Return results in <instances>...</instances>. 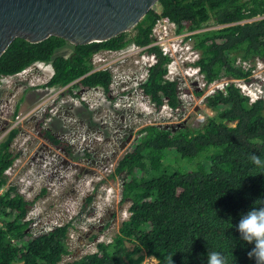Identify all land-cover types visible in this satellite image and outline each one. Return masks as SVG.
<instances>
[{
    "label": "trees",
    "instance_id": "16d2710c",
    "mask_svg": "<svg viewBox=\"0 0 264 264\" xmlns=\"http://www.w3.org/2000/svg\"><path fill=\"white\" fill-rule=\"evenodd\" d=\"M256 16L261 18L249 21ZM161 17L174 23L176 33L193 32L187 38L199 53L194 64L207 83L223 76L248 83L252 67L245 69L243 62L264 59V0H158L131 30L102 42L15 38L0 56V77L40 61L53 68L45 88L79 78L75 88L106 89L112 73L108 68L92 70L93 56L151 44ZM146 51L156 61L139 82L142 94L157 109L165 101L170 108L183 109L178 82L166 77L169 57L156 45ZM202 103L215 114L197 127L183 121L147 124L136 132L112 174L122 175L120 200H131L128 218L111 241L99 242L94 252L66 264H142L146 256L156 259L152 264H207L208 251L222 253L226 264H256L248 255L254 244L241 238L237 226L242 214L264 200V167L250 160L251 153L264 160V99L252 102L228 82L224 90L204 95ZM38 127L54 146L71 153L67 141ZM16 133L11 129L0 142V264H59L67 253L71 224L34 233L33 221L26 219L33 201L14 187L4 188L5 171L15 157L9 143Z\"/></svg>",
    "mask_w": 264,
    "mask_h": 264
},
{
    "label": "rangeland",
    "instance_id": "374dc122",
    "mask_svg": "<svg viewBox=\"0 0 264 264\" xmlns=\"http://www.w3.org/2000/svg\"><path fill=\"white\" fill-rule=\"evenodd\" d=\"M257 18L261 16L249 21ZM167 27L169 35L175 34L174 26ZM135 49L101 50L93 56L92 70L108 68L112 73V83L106 89L89 88L72 96L76 88L70 82L45 88L42 85L53 68L40 61L0 83V142L11 129L17 132L9 143L15 157L5 171L4 188L14 187L24 199L33 201L28 217L33 221L34 233L71 224L67 253L59 264L94 252L99 242L111 241L121 222L128 218L131 200H120L122 175L112 174L136 132L147 124L169 126L183 121L196 127L199 113L206 117L215 114L204 107V95L229 81L224 76L205 84L201 72L189 71L193 63H184L176 55L166 77L178 82L183 109L170 108L166 101L157 109L139 87L153 60L144 49L137 53ZM252 65L255 68L248 76L250 82L241 80L246 83L241 91L253 102L263 97L264 59L257 57ZM200 90L202 94H197ZM38 122L67 141L71 153L53 144L49 153L39 151L43 142L35 128ZM154 262V257L146 256L142 264Z\"/></svg>",
    "mask_w": 264,
    "mask_h": 264
},
{
    "label": "water",
    "instance_id": "95a60500",
    "mask_svg": "<svg viewBox=\"0 0 264 264\" xmlns=\"http://www.w3.org/2000/svg\"><path fill=\"white\" fill-rule=\"evenodd\" d=\"M158 0H0V56L15 38L102 42L131 30Z\"/></svg>",
    "mask_w": 264,
    "mask_h": 264
},
{
    "label": "clouds",
    "instance_id": "9594fccd",
    "mask_svg": "<svg viewBox=\"0 0 264 264\" xmlns=\"http://www.w3.org/2000/svg\"><path fill=\"white\" fill-rule=\"evenodd\" d=\"M253 63L250 61H247V62L244 61L243 66L246 68L247 65H252ZM196 66L198 65L193 63L192 67H196ZM254 68L255 67L253 65L250 74L252 73ZM189 71L193 73L192 68H189ZM226 78H229L228 82L235 83L237 88L241 91L242 88L238 86L235 82V80L241 81V79H234L232 77H226ZM261 81L264 82V77H261ZM205 84H208V83L205 81ZM247 84H249V82ZM245 95L250 98L249 95L247 94ZM260 98L264 99V93H263V97H260ZM200 115H203L202 120L199 119ZM205 119H206V116L203 113H199L197 117L198 125L203 123ZM198 125H196V127ZM250 160L252 164H254L255 166L264 167V160L261 159L260 155H257L256 153H251ZM258 201H264V200H258ZM258 201L255 202L254 206L250 210H248L247 213L242 214L237 227H238L239 233L241 234V238L249 244H254V247L248 253L249 257L250 258L254 257L256 260V264H264V203H258ZM172 264H173V261H172ZM207 264H226V260H225V257L222 255V253L217 252V251H208Z\"/></svg>",
    "mask_w": 264,
    "mask_h": 264
},
{
    "label": "built area",
    "instance_id": "2783aa9c",
    "mask_svg": "<svg viewBox=\"0 0 264 264\" xmlns=\"http://www.w3.org/2000/svg\"><path fill=\"white\" fill-rule=\"evenodd\" d=\"M167 25L174 26V33L175 34L169 35L170 29H169V27H167ZM194 32H196V31H194ZM191 33H193V32H179V33H176L175 32L174 23L171 22L167 17H161V18L156 20L155 25H154V27L152 29V32H151L152 42H151V44L146 45V46H137V45H132V46H135L136 49L134 50V52H136V53L139 52V50H142V49H144V51H146V49L149 46H151V45L152 46L153 45L158 46L161 49L162 53L167 55L169 57V59H170V61L167 64V67H168V65L170 63L176 61V58H175L176 55L181 56L180 58L182 59V62H184V63H186V62L195 63V61L199 58V53H198L197 50L194 49V47L192 45V41H190L187 38V36H189ZM186 41H187V44H186ZM168 42H170V43L168 44ZM107 51H112V50H107ZM115 51H117V50H115ZM128 52H130V50H128ZM148 54H150V57L153 60L151 63L148 64V66H150L151 64H153L156 61V57H155L154 53H148ZM191 68L193 69V73L192 74H195L196 72L200 73L199 66L191 67ZM145 73H147V68H146ZM18 74H22V72H18V73L13 74V75H2L0 77V83L4 82V81H8L6 79H8L10 77L18 76ZM166 76H168V71H167V75ZM235 82L241 88H243V85L246 86L245 83L241 82L240 80H235ZM218 89L224 90V87H222V88L218 87ZM199 119L202 120L203 119V115H200ZM30 211L27 214V217H26L27 220L30 219L28 217ZM0 221H1V219H0ZM57 226H60V225H57Z\"/></svg>",
    "mask_w": 264,
    "mask_h": 264
},
{
    "label": "flooded vegetation",
    "instance_id": "af4514ba",
    "mask_svg": "<svg viewBox=\"0 0 264 264\" xmlns=\"http://www.w3.org/2000/svg\"><path fill=\"white\" fill-rule=\"evenodd\" d=\"M99 52V51H98ZM97 52V53H98ZM92 64H94L93 63V58H92ZM52 74H53V72L49 75V78L52 76ZM146 75H147V73H146ZM167 75V74H166ZM48 78V79H49ZM47 79V80H48ZM79 79V78H78ZM78 79H76V80H73L72 82H70L71 83V85L70 86H72V85H74L75 84V82H77L78 81ZM112 83V82H111ZM60 87V86H59ZM75 87V86H74ZM83 89H80V88H76V90L74 91V92H72V96H76V94H78L79 92H81ZM156 108V107H155ZM38 124H39V122H38ZM38 124H36L35 125V128L36 129H38V134H39V136L41 137V140H42V147L40 148V150L39 151H42V152H44V153H49L48 151H49V149H50V146H51V142H50V140H49V138H46L45 136H43L39 131V127H38ZM41 127H43V128H45V129H48L46 126H42L41 125ZM62 150H64V149H62ZM85 171H87L88 172V170H85Z\"/></svg>",
    "mask_w": 264,
    "mask_h": 264
},
{
    "label": "bare ground",
    "instance_id": "6f19581e",
    "mask_svg": "<svg viewBox=\"0 0 264 264\" xmlns=\"http://www.w3.org/2000/svg\"><path fill=\"white\" fill-rule=\"evenodd\" d=\"M18 75H21V74H18Z\"/></svg>",
    "mask_w": 264,
    "mask_h": 264
}]
</instances>
